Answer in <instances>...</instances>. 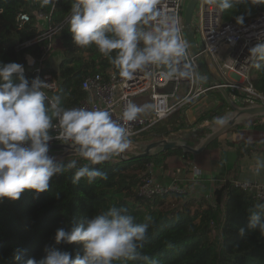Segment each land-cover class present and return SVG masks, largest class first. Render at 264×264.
<instances>
[{
  "label": "trees",
  "instance_id": "1",
  "mask_svg": "<svg viewBox=\"0 0 264 264\" xmlns=\"http://www.w3.org/2000/svg\"><path fill=\"white\" fill-rule=\"evenodd\" d=\"M248 7L250 12L246 11ZM70 8L71 0H57L56 3L52 0L44 6L42 0H0V61L23 64L27 68L24 75L28 79H32V75L25 55L30 53L39 56L41 48L48 43L43 41L29 47H19L39 36L44 28L39 27L34 13L50 16L52 27L64 24L52 45L53 49H62L65 60L59 72L47 70L60 82V105L64 108L75 107L88 96L82 88L86 76L100 74L108 79L111 71L118 73L94 44L79 47L72 43L66 22ZM21 13L31 16V21L22 29L17 24V17ZM261 14H264V4H239L222 12L225 23L238 26L246 25ZM240 15L245 17L243 25L236 21ZM204 62L210 69L205 59ZM253 74L255 88L264 91V69L257 70L254 67ZM17 78V74H13V79ZM214 92L220 102L217 111L202 114L195 125L206 121L214 123V118L222 117L230 110L220 92ZM184 113V110L176 112L140 135L136 141L162 139L179 130L194 127L190 126ZM254 119L228 132L224 143L234 149V154L224 152L219 139L210 146L221 149L223 160L221 176L213 184L216 208L206 196L172 194L171 197L177 199L179 204L168 210L161 209L168 195L151 199L139 196L138 190L146 177L154 179L156 171L168 170L167 158L180 155L183 160H188L194 157L182 150L126 161H107L99 165H90L79 156L72 157L69 159H76L77 167L89 164L106 173L107 179L97 178L89 184L85 177L79 184H73V169L54 176L50 180L49 189L38 196L34 190H25L19 200L0 199V264H15L12 257L16 249L25 250V258L39 259L44 255L45 246L55 244L54 236L58 228L77 226L83 218L112 206L126 207L138 223L145 222L146 216L153 218L147 239L138 251L158 260L160 264H264V235L258 230H247L248 209L263 202L252 193L237 187L228 178L241 159L256 153L264 154V122L261 118ZM230 155L234 156V160ZM241 227L246 228L243 236L239 232ZM57 247L70 252L73 257L77 252H83L81 243H62ZM114 264L145 262L122 260Z\"/></svg>",
  "mask_w": 264,
  "mask_h": 264
},
{
  "label": "clouds",
  "instance_id": "2",
  "mask_svg": "<svg viewBox=\"0 0 264 264\" xmlns=\"http://www.w3.org/2000/svg\"><path fill=\"white\" fill-rule=\"evenodd\" d=\"M51 2L42 0V6ZM205 2L220 12L239 4H264V0ZM246 11L250 12V7ZM66 19L72 43L79 47L94 44L123 82L133 80L137 73L151 75L148 69L152 66L164 69L160 75L165 80L194 76L180 19L163 7L162 0H71ZM244 20V15L236 17L240 25ZM249 53L254 67L264 69V41L251 47ZM27 60L30 66L35 64V58L28 56ZM24 73L23 64L0 61V199L19 200L25 190H34L38 196L49 189L54 176L73 169V184L85 177L89 184L97 178L107 179L106 173L89 164H102L128 150L132 144L128 123L157 108L154 103L138 105L129 100L119 119L107 108H64L59 95H46L44 89L51 83L40 76L28 79ZM13 74L18 78L13 79ZM214 123L223 126L226 119L216 117ZM52 141L61 142L89 164L77 167L76 159L50 155ZM261 169L264 161L257 160L255 173ZM194 175H199L198 169ZM153 222L146 216L145 222L138 223L126 207L112 206L83 218L77 226L58 228L55 244L45 246L39 259L25 258L23 249H16L12 259L15 264H114L122 260L160 264L138 251ZM247 230L264 235V203L248 209ZM245 231L241 227L240 235ZM62 243H81L83 252L73 257L57 247Z\"/></svg>",
  "mask_w": 264,
  "mask_h": 264
},
{
  "label": "built area",
  "instance_id": "3",
  "mask_svg": "<svg viewBox=\"0 0 264 264\" xmlns=\"http://www.w3.org/2000/svg\"><path fill=\"white\" fill-rule=\"evenodd\" d=\"M32 1L35 2L36 0ZM56 2L57 0H54V3ZM184 3L185 0H162L163 7L175 13L180 19L182 37L188 43V60L194 68L193 78L179 81L165 80L160 75L164 69L156 66L148 69L151 75L145 76L142 73H137L133 80L127 82H123L118 73L114 71L109 73L108 79L100 74L88 75L82 82V88L88 96L75 107L107 108L111 111L114 119H119L125 104L129 100L136 103L138 98L147 95L151 103L157 105V108L148 114H141L136 121L128 123L132 133L130 138L134 143L138 136L159 122L168 119L179 110L205 100L208 92L217 91L216 87L205 84L204 76L197 62V55L194 54L188 41ZM54 8L55 4L53 10ZM34 15L37 24H45V26L41 29L39 36L19 45V47H29L43 41L48 42L41 48L39 56L27 53L25 58L27 63L28 56L35 58L34 65L28 64L32 78L40 76L51 83L50 88L44 89L46 95H59L61 92L60 82L54 74L45 69V63L54 51L52 41L61 32L64 24L52 27L50 26V16L37 13ZM30 21L31 16L27 13H21L17 17V24L21 29ZM252 21L244 26L225 23L222 12L214 5L207 4L205 0H199L195 8L192 28L196 35L199 55L203 61L206 58L205 60L212 66L220 85L229 92L234 100L233 94L238 95L239 100L248 106L257 104L264 106V91H259L254 86V61L249 58V49L259 41H264V14ZM221 42L226 48L225 52L217 51V46ZM26 72L27 68L25 67ZM114 73H116L115 76ZM169 87H172L171 91H167ZM57 132L58 129L54 130L53 134H57ZM57 143L61 142H51V144ZM211 182L214 184L216 181L211 180ZM234 184L242 190L252 193L255 198L264 203V184L242 180L234 181ZM245 184L248 185L247 188L244 187ZM138 192L139 196L147 199L169 194L170 196L172 194L189 196L188 191L179 186L177 180L164 186L156 183L152 177H146L143 180ZM206 197L207 200L211 201V205L216 208L213 193Z\"/></svg>",
  "mask_w": 264,
  "mask_h": 264
},
{
  "label": "water",
  "instance_id": "4",
  "mask_svg": "<svg viewBox=\"0 0 264 264\" xmlns=\"http://www.w3.org/2000/svg\"><path fill=\"white\" fill-rule=\"evenodd\" d=\"M199 0H190L186 10H185V26L187 32V38L191 45V48L195 55H197L198 65L211 87H216L217 91L220 92L226 103L228 104L230 110L227 112L223 118L226 119V123L223 126L214 123L210 127V133L202 138L196 146H190L183 140L179 139H167L163 138L145 144L141 152L135 153L131 157H127L125 153L118 155L120 161L130 160L132 158H143L151 157L166 151H177L182 150L184 153H190L194 156H200L205 151H207L210 146L221 137L228 134L230 130L239 126L244 121L253 118H263L264 119V106L263 105H251V106H240L235 103L229 92L220 85V82L213 76L211 70L205 65L202 57L199 55L198 44L196 40L195 32L192 28L195 8ZM253 22V21H252ZM65 60V56L61 49H57L51 53L47 62L45 63L46 70H53L54 72H59L61 65ZM172 87L167 88V91H171ZM137 142H134L136 144ZM138 145V143H137ZM50 155H54L57 159H69L72 157H78V155L71 153L67 150L65 145L60 143L50 145Z\"/></svg>",
  "mask_w": 264,
  "mask_h": 264
},
{
  "label": "crops",
  "instance_id": "5",
  "mask_svg": "<svg viewBox=\"0 0 264 264\" xmlns=\"http://www.w3.org/2000/svg\"><path fill=\"white\" fill-rule=\"evenodd\" d=\"M55 50L57 49H54V51ZM208 65L210 66L209 63ZM209 70H211L213 76L217 79V77L214 75V70L212 66H210ZM205 84L207 83L205 82ZM212 95L214 97L212 96L211 98H213V100L215 99V102H219V100L216 97L217 96L216 93ZM202 101L204 102L205 100H202ZM202 101H199V102H202ZM199 102L192 104L190 107L184 108L183 109L185 112L184 114L188 115V113L191 111L190 110L191 107ZM235 103L237 104L236 101ZM186 110H187V113H186ZM145 114H148V113H145ZM226 136L227 135L224 136L225 137L224 142L227 138ZM221 146L223 147L224 152L234 154L235 152L234 149L229 147L231 149L229 152V150L226 149V147L228 148V146L225 145V143L221 144ZM213 152L215 153V155L213 154ZM256 154L261 155L263 153H256ZM256 154H254L252 157L246 156L243 159H241L237 164L238 166L236 170L232 169L231 176H229L228 178L233 181H237V180L249 181V182L260 181L261 183H264V169H261L259 174H256L254 171L256 162H257ZM232 157L234 160V156ZM233 160H231V162ZM209 163L211 166L209 165ZM166 164L168 165V170L166 172H163L162 170L156 171V174L154 176V181L156 183L166 186V184L167 185L169 184L168 182L174 179V180H177V183L179 186H182L188 191L189 196H196V197L200 196L201 197V196H207V195L212 194L214 185L211 183V180H215V181L219 180L221 176L223 160H222V155H221V149L219 150L217 148L215 149V151L208 149L200 156H194L193 158L188 159V160H183V158L180 155L171 156L167 158ZM196 169L199 170V175H194V170Z\"/></svg>",
  "mask_w": 264,
  "mask_h": 264
},
{
  "label": "rangeland",
  "instance_id": "6",
  "mask_svg": "<svg viewBox=\"0 0 264 264\" xmlns=\"http://www.w3.org/2000/svg\"><path fill=\"white\" fill-rule=\"evenodd\" d=\"M188 3H189V0H185V3H184L185 10H186V7H187ZM40 26L43 27V26H45V24H40L39 27ZM218 50H221L223 52L226 51V48L223 46V42H221L217 46V51ZM214 75L216 76V73H214ZM214 93H215L214 91L208 92L207 93V98L205 99L204 102L202 101V102H199V103L193 105L191 107V109H190L191 111L188 113V115L185 114L187 116V118H188V122L190 123V126L194 125V127L192 126V127L186 128L184 130H179L178 132L174 133L172 136H169V137H166V138L167 139L183 140L187 144H189L190 146H196L202 138H204L206 135H208L210 133L209 129H210L211 126L214 125V123L206 121L204 123L195 125V122L200 118V116H202V114H205L208 111H212V112L217 111L216 107L220 104V102H215V99L213 100V98H211L213 96L212 94H214ZM59 96L61 97V94H59ZM233 96H234L237 104H239L241 106H244V107L248 106V104H244L242 101L239 100V96L238 95L233 94ZM217 99H218V97H217ZM149 103H151V101H150V99H149V97L147 95L142 96V97H140V98H138L136 100V104H138V105H144V104H149ZM149 112H147V113H149ZM227 112H229V111H227ZM186 113H187V110H186ZM253 120H255V119L254 118L253 119L250 118V119H248V120H246L244 122H246V123L247 122H252ZM261 121L264 122V119L261 118ZM139 137H141V136H138L136 139H138ZM224 138H225L224 136L220 138L221 139V140H219L220 144H224ZM156 140H160V139H156ZM156 140H153V141H156ZM153 141H149V142L134 141V142H137L138 145H137V143L134 144L132 142L130 148L128 150H126L124 153H125V155L127 157H131L135 153L141 152V149H142V147L145 144H148V143L153 142ZM210 149L215 151L216 148H210ZM226 149L229 150V151L231 150L229 147L228 148L226 147ZM213 154L215 155L214 152H213ZM117 160H120L118 155L117 156H113L110 161H117ZM256 160L264 161V155L263 154H261V155H257L256 154ZM209 165H210V163H209ZM256 182L260 183V184H264V183H261L260 181H256ZM167 197L168 198L166 200L165 205L161 208L162 210H168V209L174 208L175 206H178L179 202H178L177 199H175L174 197H171L170 195H168Z\"/></svg>",
  "mask_w": 264,
  "mask_h": 264
}]
</instances>
